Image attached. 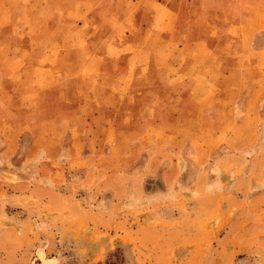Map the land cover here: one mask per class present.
<instances>
[{
	"label": "rangeland",
	"instance_id": "rangeland-1",
	"mask_svg": "<svg viewBox=\"0 0 264 264\" xmlns=\"http://www.w3.org/2000/svg\"><path fill=\"white\" fill-rule=\"evenodd\" d=\"M114 2L0 0V264H264V99L240 119L220 114L225 123L202 164L188 145L169 153L170 138L158 133L150 139L161 146H147L142 126L121 138L124 129L89 125L103 101L88 93L120 84L103 75L118 72L125 56L145 60L149 47L165 49L160 42L133 53L113 49L131 39L100 22ZM184 5L207 18L180 26L195 27L190 35L209 47L218 43L250 85L264 80V0ZM217 10L228 13L230 32L222 36L211 23L225 25L211 17ZM68 106L84 136L71 150L65 115L55 113ZM55 117L57 131L47 123ZM186 124L188 142L210 140V130ZM171 153L179 158L175 173ZM70 154L75 162H66ZM243 174L250 178L240 190ZM17 189L30 191L17 197Z\"/></svg>",
	"mask_w": 264,
	"mask_h": 264
},
{
	"label": "crops",
	"instance_id": "crops-1",
	"mask_svg": "<svg viewBox=\"0 0 264 264\" xmlns=\"http://www.w3.org/2000/svg\"><path fill=\"white\" fill-rule=\"evenodd\" d=\"M195 1L219 3L223 7V3L228 0H115L114 6L111 5V9L105 11L100 22L114 35H128L131 39L116 43L113 49L133 53L134 49H141L147 43L155 45L156 42H160L165 49L157 53L152 46L146 48L145 60L125 56L123 62L119 63L122 68L118 72L103 75L106 82L114 80L113 84L120 83L118 88L91 91L86 98L103 101V104L90 115L89 125L96 122L101 124L102 129H124L126 132L119 136L121 138L131 135L132 131L142 126L144 132L140 138L147 146L152 144H155V147L157 144L161 146L158 141L150 139V135L158 133L170 138L171 142L167 146L169 153L175 148L182 149L188 145L193 152V158L202 164V154L215 148L213 141L217 140L218 129L225 123L220 114H235L237 118L231 116V119L237 120L241 116L254 113L260 101L264 99V80L257 76V80L252 81L255 84L250 85L251 81L237 71L238 63L231 68L232 65L226 57L220 55L218 43L209 47L205 38H193L190 35L199 33L193 30L195 27L180 26V22L184 23L185 19L191 17L197 18L196 22L198 19L207 18L198 10L182 9V6H186L185 3ZM175 3L178 4L177 8L172 6ZM224 10L209 14V17L217 16L225 20V25L221 26L214 21L211 22L214 31L217 34L221 32V36L230 32L228 21L225 19L228 13ZM89 14L90 11H85L82 15L88 19ZM243 27L238 28L239 34L244 32ZM102 44H99L98 48ZM171 47L172 51H176V56L171 57L169 52ZM71 51L72 49L65 50V54ZM91 54L96 55L98 51H92ZM138 83L142 84L143 89H137ZM10 113L11 109H6L2 115L6 118ZM55 113L65 115L67 123L65 129L69 130L71 136L69 150L77 144L84 143V136L80 137L77 133L80 126L75 118L74 107L68 106L65 111ZM119 114L123 115V119L122 116L117 117ZM59 118L55 117L47 122L48 126L57 131L60 127V122L57 123ZM227 120L232 122L228 117ZM186 123L197 125L206 131L210 130V140L199 142L197 145L192 141L188 142V139H185L187 135L183 133L187 132ZM58 143V140L50 141V145ZM229 148L235 150L233 146ZM76 156L70 154L66 162H75ZM235 157L238 156L233 153L223 160L232 161L230 159ZM91 158L87 156L83 161L88 162ZM168 158L173 163L171 171L175 173L179 158L174 153L169 154ZM166 172L170 173V170L167 169ZM249 178V175L240 176L237 181L240 190H245ZM17 191L19 192L17 197H27L30 190L21 193L19 189Z\"/></svg>",
	"mask_w": 264,
	"mask_h": 264
}]
</instances>
